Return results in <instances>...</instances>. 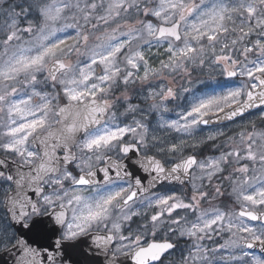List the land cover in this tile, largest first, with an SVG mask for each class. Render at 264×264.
<instances>
[{"label":"snow or ice","instance_id":"obj_1","mask_svg":"<svg viewBox=\"0 0 264 264\" xmlns=\"http://www.w3.org/2000/svg\"><path fill=\"white\" fill-rule=\"evenodd\" d=\"M2 264H264V0H0Z\"/></svg>","mask_w":264,"mask_h":264},{"label":"water","instance_id":"obj_2","mask_svg":"<svg viewBox=\"0 0 264 264\" xmlns=\"http://www.w3.org/2000/svg\"><path fill=\"white\" fill-rule=\"evenodd\" d=\"M0 257H3L4 259H7V257H4L3 253H0ZM0 264H2V260H0Z\"/></svg>","mask_w":264,"mask_h":264}]
</instances>
